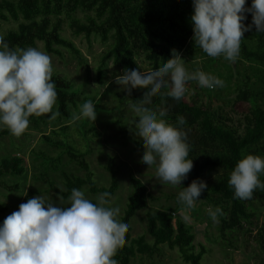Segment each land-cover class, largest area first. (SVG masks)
I'll list each match as a JSON object with an SVG mask.
<instances>
[{
	"label": "trees",
	"instance_id": "16d2710c",
	"mask_svg": "<svg viewBox=\"0 0 264 264\" xmlns=\"http://www.w3.org/2000/svg\"><path fill=\"white\" fill-rule=\"evenodd\" d=\"M251 0H246L250 5ZM194 11L193 0H0V29L3 22L16 21L15 27H9L0 35L8 42L11 49L37 47L40 41L48 53L63 55L61 48H66L79 64H87V58L72 38L62 34L65 24L74 36H82L88 42L97 36L101 42H108L106 50L102 51L96 67L98 81L103 82V66L111 58L116 66L128 69H138L137 57L142 55L152 70L166 62L172 56L181 57L189 63L190 72L213 69L215 62L225 58L208 56L198 44H195L193 22L191 15ZM78 12H82L79 15ZM244 24L252 23V13H246ZM136 58V60L134 59ZM226 59V58H225ZM228 60V59H227ZM233 62V64L231 63ZM227 74L214 71V76L224 81V87L229 88L232 76L236 77L233 86L235 96L231 103L247 104L248 109L242 119L231 123V117L221 105L214 106L212 95L217 97L219 91L202 87L197 81L195 90L186 99L185 95L179 100L166 95L168 89H160L153 93L150 101L143 106L156 111L167 109L163 117L168 123L181 128L186 133L189 144V158L193 160V168L187 174L191 181L202 179L207 182L206 188L200 195V203L195 208L196 219L200 214H208V206L215 209L219 206L223 214H218V229L221 237L235 246L233 239L237 233L250 234L253 217L259 207L264 206V189H256L249 199L234 196V189L228 180L236 163L243 156L253 153L264 157V31L257 32L255 25L243 33L240 52L235 60L226 61ZM147 71V70H146ZM203 71V70H202ZM52 80L57 91L56 112L58 118L72 119L70 105L85 102L87 97L82 94L81 85L75 83L66 73L53 71ZM106 91L118 99L120 103L131 102L140 104L145 100L144 87L133 88L131 93L123 89L112 79ZM104 93V92H103ZM95 97L89 93L88 97ZM203 96L205 98H203ZM98 102V99L95 100ZM99 109L100 104L97 105ZM50 114V113H49ZM178 116L185 118L183 125L178 124ZM36 122H45V114L32 115ZM82 124L78 120H73ZM84 121H92L85 118ZM68 126L61 124V132L66 133ZM83 125L80 126L82 132ZM53 132H57L53 129ZM13 135L7 128H0V144L2 137ZM48 143L62 148L68 161L77 164L81 174L60 168L59 155L52 157L44 152L40 155L43 164L52 166V170L61 172L63 186L57 184L47 172H34L33 180L45 181L48 189H53L57 195L67 200L72 188L81 189L84 186L92 192H107L108 199L115 193L119 182L116 177L117 167L111 156L107 163V170L111 174L109 185L99 186L94 180V172L87 159L89 149L78 148L66 140L54 139L51 135L43 134ZM40 152V151H39ZM24 159L13 153L0 159V184L5 174L27 176ZM49 171V170H47ZM215 173L213 179L207 176ZM264 182V173L259 174ZM128 180L132 185V192L127 198L126 206L120 218L127 220L125 241L121 244L115 258L118 264H132L138 257L141 261L162 260L163 245L177 248L180 256L190 264H204L203 258L211 249L202 240L197 239L192 223L176 214L181 207H188L179 199L174 205L155 207L149 205V199L154 196L147 185L133 173H129ZM17 188L18 185H12ZM94 203L96 199L88 198ZM107 206V205H106ZM144 209L145 231L133 235L132 218L138 210ZM5 206H0V213ZM202 221V220H200ZM257 241L264 249V229L257 231Z\"/></svg>",
	"mask_w": 264,
	"mask_h": 264
},
{
	"label": "clouds",
	"instance_id": "9594fccd",
	"mask_svg": "<svg viewBox=\"0 0 264 264\" xmlns=\"http://www.w3.org/2000/svg\"><path fill=\"white\" fill-rule=\"evenodd\" d=\"M193 8L195 44L211 57L223 55L235 60L243 33L252 25L257 32L264 31V0H251L250 5H246V0H193ZM246 13H252L251 24H244ZM53 71L47 53L34 47L11 49L0 35V127L6 126L13 135L20 136L27 129L30 116L55 115ZM114 79L129 93L136 87L146 88L145 100L133 105L138 118L134 121L135 131L145 146L140 159L149 166L158 161L161 181L181 184L193 168L186 133L163 119L167 109L157 114L143 104L164 88L168 89L167 96L179 101L191 80L209 89L223 87L224 81L202 70L189 72L181 57L176 56L152 70L125 68ZM79 107L73 120H96L97 111L91 100ZM177 120L180 125L185 123L183 116ZM261 173L264 157L249 153L239 159L228 180L234 196L249 199L254 190L264 189ZM206 188L205 180H193L178 193V199L191 208ZM108 195L101 194L94 203L74 187L67 206L54 205L40 195L20 203L18 210L0 223V264H118L116 251L125 241L129 224L117 219L119 206H106ZM59 200L64 205V198ZM218 214H223L219 206L208 209L213 221Z\"/></svg>",
	"mask_w": 264,
	"mask_h": 264
},
{
	"label": "rangeland",
	"instance_id": "374dc122",
	"mask_svg": "<svg viewBox=\"0 0 264 264\" xmlns=\"http://www.w3.org/2000/svg\"><path fill=\"white\" fill-rule=\"evenodd\" d=\"M82 15V12H78ZM16 21L10 20L3 22L0 34L4 33L7 28L15 27ZM62 34L72 38L76 45L82 50V53L87 58V66L79 64V62L72 56V54L66 49L61 48L63 55L48 53L42 42H38L37 49L47 53L53 65V69L66 73L70 78L75 80V83L81 85L82 94L87 97V100H91L97 111V117L95 121H84L82 117L78 119L82 120V124H77L75 121L67 119L65 117L58 118L56 112V103L53 106L55 115L45 114V122H36L33 118H29V125L25 132L20 136L6 135L2 137L0 144V159L11 156L13 153H17L24 159L28 171L27 176L24 175H12L5 174L2 179L3 184H0V206H5V210L0 213V223L3 222L5 217L15 210H18L19 204L26 202L29 198L40 195L45 200L53 202L54 205L67 206L68 200H64V205H60L59 195L55 193L53 189H48L45 181L33 180L32 174L35 172H47V175L56 180L57 184L63 186L61 172L59 170H52V166L43 164V158L40 155L44 152L52 157L59 155L61 159L60 168L65 170L74 171L81 174L83 171L77 168V164L68 161V157L62 148H58L45 139L43 134H49L54 139L66 140L68 143L75 145L78 148L89 149L87 159L94 172V180L97 185H109L111 180V174L107 170L106 166L109 157H113L115 160V166L117 167L116 177L118 178V188L113 195L107 200L108 207L119 206L120 213L117 218H120L123 214L126 206L128 194L132 192L133 188L128 180L129 173H133L139 177L148 187L149 192L154 196V200L149 199L148 203L151 206L162 207L165 205H174L178 200V193L187 187L192 181L191 178L186 176L181 181V184H172L168 181H161L157 173V163L148 165L143 162L140 157L144 151V144L142 138L135 131L134 121L137 118V114L133 109L131 102L120 103L118 99L111 96L106 91L107 86L112 79L118 74H123V67L116 66L109 58L106 60L103 66L102 79L103 82H99L96 76V67L99 63V58L102 51L106 50L109 43L101 42L97 36L91 37V42H88L82 36H74L70 31V28L65 24ZM139 66L137 70L143 71L151 68L150 63L143 58L142 55L137 57ZM225 58H221L220 61L215 62L213 69H204L203 62L199 61V67L206 73H213L219 71L223 75L227 74ZM183 64L190 72L189 63ZM233 64V62L231 61ZM194 71H196L194 69ZM192 72V71H191ZM236 83V77L232 76L229 82L230 87H214L212 92L219 91L222 94L220 96L212 95L211 102L214 106L221 105L228 116L231 117V123H237L242 119L244 112L248 109L247 104L231 103L235 96L233 86ZM197 81L191 80L186 83V99L190 98V95L195 90ZM104 92V93H103ZM95 95L93 99L88 94ZM203 98H205L203 96ZM98 99V102L95 100ZM85 101V102H86ZM84 102H77L76 106L70 105L71 113H78L80 105ZM100 104L101 109L97 107ZM66 124L68 127L65 132H61L60 125ZM83 125L82 132L80 126ZM0 128H7L6 126ZM53 129L57 132H53ZM40 151V152H39ZM49 170V171H47ZM215 173H210L207 178L213 179ZM17 184V188H13L12 185ZM87 198L96 199L102 194L101 192L92 193L86 186L81 188ZM26 194H23L25 193ZM129 194V195H130ZM200 198L194 202V206L184 210L181 207L175 211L176 214H182L184 218L188 220V223H192L196 231V237L202 240L211 249V252H207L203 258L204 264H264V249L261 248L257 241V231L264 229V206L259 207L256 210V214L253 217V223L251 225V233L243 234L237 233V239H233L235 246L226 244L228 241L223 239L219 233L217 216L216 220L206 216V212L203 211L200 214V218L196 219L195 208L200 203ZM210 208L209 206L207 207ZM208 215V214H207ZM145 217L144 209L137 211L132 218L133 235L144 233L145 231ZM202 220V221H200ZM164 257L162 260L154 261H141L138 257L132 260V264H190L182 259L177 248L171 249L166 245H163Z\"/></svg>",
	"mask_w": 264,
	"mask_h": 264
}]
</instances>
